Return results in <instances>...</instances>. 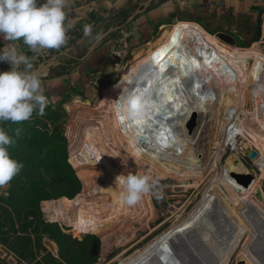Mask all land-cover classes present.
I'll return each instance as SVG.
<instances>
[{
    "label": "rangeland",
    "instance_id": "obj_1",
    "mask_svg": "<svg viewBox=\"0 0 264 264\" xmlns=\"http://www.w3.org/2000/svg\"><path fill=\"white\" fill-rule=\"evenodd\" d=\"M183 25L169 21L160 29L150 23L148 25V22L132 21L126 24L103 40L108 46L98 67H87L70 77L65 82L67 87L63 92L53 85L56 83L53 79L59 74L75 73L80 67H63L61 63H72L70 59L51 60V73L43 72L39 77L49 101L45 114L38 116L34 113L30 120L19 124H0L15 140L9 148L11 157L23 165L12 181L0 188V264H123L141 254L153 241L198 207L203 188L213 179L214 173L208 174L200 187L184 189L180 176L164 171L153 177L159 178L164 192L161 201L150 194L153 210L123 205L119 200L121 189L115 183L116 177L139 172V162L131 160V149L137 144L136 140H146L141 132L136 136L134 122L114 125L117 107L109 134L107 124L104 122V125H100L101 121L97 120L103 116L104 109H110V106H105L106 96L123 85L129 88L141 74H145L147 66L155 60L150 49L154 52L160 48L168 38L186 27ZM194 35L197 43L210 48L208 52L222 55L234 67L231 92L236 91L240 95L252 90L246 75L233 61L232 48L247 49L261 43L264 49V39L247 47H238L234 41L217 34H212L214 37L208 39L196 32ZM155 106L152 103L147 107V111L150 110L147 113L148 122L152 119L150 114L155 111ZM246 109L252 112L253 107L248 105ZM83 117L92 121H81ZM197 121V115L188 119L189 130L194 129ZM17 128L21 130L19 137L15 136ZM78 128L83 129L89 139L84 146L79 147L78 144L79 148L73 142ZM227 146L228 152L218 170L226 166L228 157H240L246 170L254 175L264 197V167L256 162L260 157V148L264 150V143L259 147L252 144L248 150L244 149L243 140L234 145L227 142ZM73 149L77 163L72 159ZM254 151L257 156L251 159L248 152ZM51 160L57 165H48ZM150 167L151 164L141 174H145ZM245 171L233 170L232 173ZM81 172L89 174L93 181L83 183L79 177ZM184 178H188L192 184V177ZM76 179L81 182L80 187ZM236 180L238 186H245V179ZM233 186L239 194L248 195L251 192H241L235 183ZM222 189L226 190L224 186ZM78 198L92 216H99L98 234L81 225L51 221L48 218L50 213L44 210L46 202H73ZM252 198L264 203V198L261 200L255 192ZM72 211L74 213L70 216L74 219L77 208H72ZM120 232L126 234L130 242L126 246L107 248L104 238H112ZM243 252V247H240L230 264H247L241 257Z\"/></svg>",
    "mask_w": 264,
    "mask_h": 264
},
{
    "label": "bare ground",
    "instance_id": "obj_2",
    "mask_svg": "<svg viewBox=\"0 0 264 264\" xmlns=\"http://www.w3.org/2000/svg\"><path fill=\"white\" fill-rule=\"evenodd\" d=\"M209 49L197 43L191 30L180 29L160 48L154 52L150 49L155 60L147 66L145 74L129 88L123 85L105 98V106L110 109H104L103 116L97 120L101 121L100 125L107 124L108 134L117 102L122 97L145 92L149 105H156L150 122L146 114L142 122L134 123L136 136L141 132L146 140H136L137 144L131 149V160L139 162L140 174L151 164L144 175L153 178L171 171L181 177V187L187 189L200 187L205 177L214 173L203 188L198 207L148 244L141 254L123 264H143L166 246L171 247L184 264H230L240 247L244 250L241 257L247 264H264V203L252 198L254 192L261 200L264 198L258 182L254 178L251 183L238 186L239 175L248 173L238 156L228 157L226 166L218 170L228 152L227 142L234 145L243 140L247 150L252 144L259 147L264 143V49L261 43L247 49L232 48L233 61L252 87L250 92L240 95L230 91L234 67L222 55L208 52ZM248 105L253 107L252 112L246 109ZM192 115H197L198 121L194 129L189 130L187 121ZM84 120L92 121L83 117L81 121ZM114 123L116 126V119ZM83 131L78 128L73 135L75 147L89 141ZM256 162L264 167L261 148ZM233 170L246 171L232 173ZM185 176L192 177V184ZM79 177L85 184L93 181L89 174L81 172ZM233 183L241 192L251 191L250 194L237 193ZM74 207L77 212L73 219L70 215ZM139 207L154 209L150 194L144 195L132 208ZM87 209L79 198L73 202L49 201L44 205V210L50 213L49 220L81 225L98 234L99 216H92ZM103 242L107 248L122 247L130 239L120 232L112 238H104Z\"/></svg>",
    "mask_w": 264,
    "mask_h": 264
},
{
    "label": "clouds",
    "instance_id": "obj_3",
    "mask_svg": "<svg viewBox=\"0 0 264 264\" xmlns=\"http://www.w3.org/2000/svg\"><path fill=\"white\" fill-rule=\"evenodd\" d=\"M67 0H0V36L9 42L22 41L29 51L38 53L46 49L59 50L69 41L68 32L75 27L66 14ZM92 25L83 27L85 37L92 36ZM102 34L94 37L96 42ZM0 62L11 65V71L0 72V124H15L28 121L35 113L43 116L48 107L39 77L29 71L18 70L21 65L31 68V59L18 51L15 43L6 50L0 49ZM149 101L146 93L130 94L122 98L117 106L116 123H140L147 114ZM21 130H15L19 137ZM15 140L0 127V188L7 186L20 172L23 165L13 159L9 148ZM115 183L120 186L119 200L125 206H136L146 194L157 201L164 198L159 178L148 175L121 174Z\"/></svg>",
    "mask_w": 264,
    "mask_h": 264
},
{
    "label": "crops",
    "instance_id": "obj_4",
    "mask_svg": "<svg viewBox=\"0 0 264 264\" xmlns=\"http://www.w3.org/2000/svg\"><path fill=\"white\" fill-rule=\"evenodd\" d=\"M145 1L147 0H67L65 11L71 12L70 20L75 24L79 41L65 48L52 60L70 59L72 63H61L63 67L80 68L75 73L59 74L53 79L56 82L53 85L58 88V91L63 92L67 87L66 80L79 74L81 70L91 68L93 65L98 67L103 61L108 43L100 42L94 52L89 55V50L95 42L94 37L97 34H103L111 27L123 24L124 19L128 18ZM40 2L43 3V0ZM134 21L148 22V25L150 23L153 27L158 26L160 29L169 21L185 26L191 25L207 38H213L212 34H217L234 41L236 46L240 44L247 47L264 39V2L254 5L248 0H154ZM85 25H92L91 37L83 35ZM13 43L16 44L18 51L31 59L30 69L21 65L18 70L31 73L35 71L40 64L37 65L34 62L22 41L9 42L0 36V49L6 50ZM50 63L49 61L43 66L38 77L42 76L43 72L51 73ZM53 64L56 65V62ZM6 71H11V65L7 62H0V72Z\"/></svg>",
    "mask_w": 264,
    "mask_h": 264
},
{
    "label": "water",
    "instance_id": "obj_5",
    "mask_svg": "<svg viewBox=\"0 0 264 264\" xmlns=\"http://www.w3.org/2000/svg\"><path fill=\"white\" fill-rule=\"evenodd\" d=\"M154 0H147L144 3H142L125 21V23H123L122 25H118V26H114L109 28L106 32H104L103 38L99 41V42H94L93 45L91 46L90 50H89V55L91 53L94 52L96 46L102 42L105 38H107L110 34L116 32L117 30L121 29L122 27H124L126 24H129L130 22L134 21V19L142 14L149 6L150 4L153 2ZM220 37H222L221 35H219ZM49 62V61H48ZM42 63L38 66V68L33 71L32 73L36 74L38 76V74L40 73L41 69L43 68V66L46 64ZM69 152L71 154V147H69ZM248 155L251 159H254L257 156V152H248ZM240 178H244L246 180V183H251L254 180V175L251 172L245 173L243 175H239ZM59 200H62L59 199ZM56 200V201H59ZM195 263H197V261H195ZM143 264H184L182 263L181 260H179V258L176 256V252L173 251V249L169 246L163 247L161 248L156 254H154L152 257H150L147 261H145Z\"/></svg>",
    "mask_w": 264,
    "mask_h": 264
},
{
    "label": "built area",
    "instance_id": "obj_6",
    "mask_svg": "<svg viewBox=\"0 0 264 264\" xmlns=\"http://www.w3.org/2000/svg\"><path fill=\"white\" fill-rule=\"evenodd\" d=\"M250 2H252L254 5H260L264 2V0H248ZM70 13L71 12H66L67 17L70 19ZM68 36H69V41L67 43L66 46L62 47L59 50L56 49H46V50H42L38 53H33L31 51L30 54L32 55L34 62L39 65L48 61H51L52 59L56 58L58 55H60V53L67 47H70L71 45H73L74 43L79 41V35L78 32L76 30V28L74 27L73 29H70L68 32Z\"/></svg>",
    "mask_w": 264,
    "mask_h": 264
},
{
    "label": "trees",
    "instance_id": "obj_7",
    "mask_svg": "<svg viewBox=\"0 0 264 264\" xmlns=\"http://www.w3.org/2000/svg\"><path fill=\"white\" fill-rule=\"evenodd\" d=\"M126 19H127V17L124 19V21H123V23L126 21ZM122 24V23H121ZM185 25H183L182 27H184ZM184 28H187V29H189V30H192L194 33L196 32L197 34H199V35H201L203 38H205V39H208L200 30H198L196 27H194V26H191V25H189V26H186V27H184ZM258 40V39H257ZM237 46H239V47H243L242 45H240V44H237ZM72 159H73V161L75 162V163H77L76 162V158H75V156H74V149H73V152H72ZM48 165H50V166H52V165H57V162H53L52 160L51 161H49V163H48ZM68 169H70L71 170V168L70 167H68ZM73 171V170H72ZM76 181V183L79 185V187L81 186V182L78 180V179H76L75 180ZM32 194V193H31ZM30 194V195H31ZM74 195V193H72L71 194V196H73Z\"/></svg>",
    "mask_w": 264,
    "mask_h": 264
}]
</instances>
